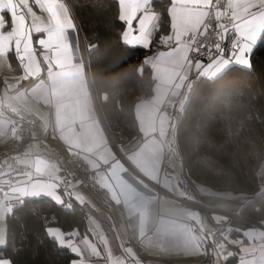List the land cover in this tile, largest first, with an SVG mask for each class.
<instances>
[{"label": "snow or ice", "instance_id": "snow-or-ice-1", "mask_svg": "<svg viewBox=\"0 0 264 264\" xmlns=\"http://www.w3.org/2000/svg\"><path fill=\"white\" fill-rule=\"evenodd\" d=\"M116 3V18L123 25L118 39L123 46L150 49L157 38L166 49L146 57L135 69L141 77L146 67L152 70V87L134 105L135 142L118 147L106 133L96 105L110 99L109 91L104 90L107 82L97 88V81L89 78L92 61H86L80 50L78 25L66 0H0V68H11L9 58L13 57L22 73L14 82L3 80L0 138L20 141L24 137L21 126L26 116L21 113L32 114V108L20 102L30 99L47 109L35 113L44 132L50 130L71 157L91 168L92 179L114 202L140 248L154 257L204 256L207 259L202 264H229L237 255L229 246L235 245L239 248L238 264H264V207L255 209V221L244 216L247 207L264 201V165L259 172V191L252 197L213 192L184 172L178 143L179 122L191 107L195 92L193 70L198 79L203 78L201 82L211 81L213 86L230 75L253 70V52L264 42V0H168L160 9L154 0ZM230 32L234 35L226 51L223 42ZM34 35L38 37L35 41ZM99 50L97 44H85L88 57ZM205 55L209 62L199 58ZM124 60L121 57L107 70L115 71ZM112 83L118 86V78ZM27 122L35 124L36 119ZM32 147L39 145H30L15 158L22 168L9 164L7 172H0V264H15L12 255L19 248L10 243L6 218H14L27 201L47 199L65 209L72 208L73 197L81 205L88 203L72 181L61 175L62 167L38 155L33 157ZM194 188L221 201L216 208L223 214L212 217L217 224L236 223L234 218H238L246 230L209 227L206 218L193 211L202 206ZM227 201L239 203L231 206ZM233 231L244 239H230ZM46 235L58 250L77 257L70 258L69 264H100V260L103 264H144L126 241L120 244V254L114 255L102 232L98 235L103 250L88 236L79 238L78 231L66 233L50 226Z\"/></svg>", "mask_w": 264, "mask_h": 264}, {"label": "trees", "instance_id": "trees-1", "mask_svg": "<svg viewBox=\"0 0 264 264\" xmlns=\"http://www.w3.org/2000/svg\"><path fill=\"white\" fill-rule=\"evenodd\" d=\"M68 2L77 19L84 46L86 43L99 45V52L92 57L86 53V60L92 61L89 77L97 81V88L101 82H107L104 90L109 91L110 99L107 103H97L101 118L114 139L125 143L137 134L135 102L152 87L150 67L145 68L142 77L135 71L149 49L129 48L120 43L118 38L123 25L116 18V0ZM167 3L168 0H154L157 9ZM156 43L157 38H154L150 49ZM121 57L125 60L115 71L107 70ZM10 62L18 67L13 57ZM252 63L251 72L243 70L240 74L230 75L216 86L211 81L201 82L203 78L197 79L191 107L179 122L178 129L186 174L215 190L248 196L259 191L262 182L259 172L264 163V42L258 43ZM113 78H118V86H113ZM224 83L229 86L222 88L220 85ZM70 202L72 208L65 209L47 199L27 201L15 212L14 218H6L10 243L19 248L12 255L15 264H69L71 253L58 250L47 237L46 228L56 225L64 231L76 229L81 234L87 231L84 205L73 199ZM261 207H264V201L257 200L247 207L244 216L258 219L255 209ZM234 219L237 222L232 224L242 228L238 218ZM41 242L43 246H40Z\"/></svg>", "mask_w": 264, "mask_h": 264}, {"label": "crops", "instance_id": "crops-1", "mask_svg": "<svg viewBox=\"0 0 264 264\" xmlns=\"http://www.w3.org/2000/svg\"><path fill=\"white\" fill-rule=\"evenodd\" d=\"M66 2L69 4L68 0ZM70 5V4H69ZM71 7V6H70ZM38 14L39 9H35ZM72 14L75 18V22L78 25L77 19L73 13ZM7 30V29H6ZM78 30H79V37H80V50L82 53H84V57L86 60V52H85V46L83 44L82 36H81V31L78 25ZM38 38L37 36L34 35V41L35 39ZM38 47V46H37ZM166 50L164 49L158 42L154 45L152 49H149L146 51L144 58L150 57L155 55L158 51H163ZM10 59V58H9ZM87 61V60H86ZM209 62V61H207ZM151 69V68H150ZM89 72V69H88ZM21 71L18 70V67H15L12 65L11 68H0V94H2V89H3V80L8 79L10 82H14V77H17L21 75ZM151 76H152V70H151ZM90 78V77H89ZM191 79L195 82L198 78L196 74L193 72L191 75ZM27 86V82H22ZM25 103L28 104L30 108H32V114H29L27 112H22V115H25L26 117L33 119H36V123L34 124V131L33 134H35V140L30 145H39V147H32L31 152L33 157L35 156H40L42 159L48 160L50 163H58L62 167V172L61 175L67 177L69 180L72 181V184L74 185V189L76 192H79L81 195L84 196V198L88 201L87 204L84 205L86 211H87V231L84 233H80L79 238H83L84 236H88L89 240L92 243H96L98 247L103 250V245L99 243V235L98 233H103L105 238L108 241V246L112 249L114 255H119L121 252L120 249V244L122 241H126L127 244L126 246H131L133 247L134 251H137L138 256L143 260L144 264H155L156 261H162V264H171V263H176V264H202L203 261H205L207 258L204 256H165V257H154L150 255L146 250L140 248L137 244V241L132 237V232L130 228H127L126 226V221L124 218L121 217L120 212L116 209L114 202H110L108 197H105L103 194L99 192H93V191H88L82 188L77 179L75 178L74 174V169L71 164H69L66 160L65 153H66V146L63 144L62 141L58 139H54L53 136L51 135V131L49 130L48 133H45L43 128H42V122L36 118L35 113L41 112V113H46L47 109L36 105L34 101H31L30 99L28 101H21L20 104L23 106ZM97 107V105H96ZM98 109V108H97ZM99 113V110H98ZM135 114V112H134ZM9 115H11L9 113ZM99 116L101 117L100 113ZM13 118H17L14 117ZM22 127V126H21ZM104 127L106 129L107 135L111 138L112 140V135L107 129V127L104 124ZM43 134H48L50 137V142L48 143H41L40 137ZM137 138V134L132 135L125 143H119L116 140V144L119 147L121 144H124L126 146H131L132 143L135 142ZM17 140H15L12 137L8 138H0V150L1 149H6L12 146ZM30 145H28L23 152L19 153L16 155L22 156V154L26 151L29 150ZM21 165V164H20ZM23 166V165H22ZM191 182V181H190ZM198 183V182H197ZM201 186L210 189L213 192H232V191H218L213 189L210 186L198 183ZM72 190V189H69ZM233 195H240L241 193L237 192H232ZM193 194L197 200H200L201 202V207H195L193 208V211H198L201 216L205 217L208 223V226L215 229L218 226H221L225 229L227 228H240L239 226L233 225L232 223H225L223 225L217 224L212 217L214 215L218 214H223L222 210L216 208V205L218 203H221V201H217L214 199H211L207 196H204L201 194L198 190L195 188L193 189ZM252 197V196H249ZM64 199L67 201L69 200V197L65 196ZM75 200V198H71ZM76 201V200H75ZM78 202V201H77ZM79 203V202H78ZM225 203H228L231 206L237 205L239 202L238 201H227ZM186 206H191L190 204H186ZM255 221V220H253ZM51 227H58L56 225H50ZM48 226V227H50ZM115 226V229L113 228ZM60 228V227H59ZM95 229V231H93ZM64 231L63 229H61ZM245 228H240V232L242 233ZM72 231H77L76 229H72L69 231H64V232H72ZM117 231L120 232V238H117ZM78 238V239H79ZM230 239H244L242 235L238 232L233 231L230 234ZM229 250L233 251L236 253V257L233 259L232 264H238V256H239V248L235 245H230ZM71 259H76L72 253ZM85 255H88V253H85ZM99 258L93 259L94 261ZM100 264H103V261L100 260ZM209 264H211V261H209Z\"/></svg>", "mask_w": 264, "mask_h": 264}, {"label": "built area", "instance_id": "built-area-1", "mask_svg": "<svg viewBox=\"0 0 264 264\" xmlns=\"http://www.w3.org/2000/svg\"><path fill=\"white\" fill-rule=\"evenodd\" d=\"M233 33H228V37L224 40L223 42V47L225 48L226 51L230 49L231 46V39L233 37ZM201 58H205L208 60V57L205 56H200ZM32 120L29 117H26L25 123L22 125V129L24 130V137L20 141H16L12 146L6 149H1L0 150V172H7L8 171V165L11 164L14 168H22L23 166L18 164L16 162V155L23 152L24 149L30 145L33 142L32 139V134L34 131V124H29L27 121ZM50 137L48 134H43L40 137V141L43 143H48L50 142ZM112 141H115L114 137L112 136ZM66 160L69 164L72 165L74 169V174L75 178L77 181H79V185L84 188L85 190L88 191H93V192H99L103 194L105 197L106 191L98 184L95 183V181L92 179L94 173L92 172L91 168L82 160H78L75 157H71L67 151L65 153ZM190 182V181H189ZM163 191V190H162ZM179 199V198H178ZM216 228H221V226H218ZM215 228V229H216ZM96 259V258H92ZM171 264H176V263H171Z\"/></svg>", "mask_w": 264, "mask_h": 264}, {"label": "water", "instance_id": "water-1", "mask_svg": "<svg viewBox=\"0 0 264 264\" xmlns=\"http://www.w3.org/2000/svg\"><path fill=\"white\" fill-rule=\"evenodd\" d=\"M200 59H202V60H204L205 62H207L208 60L207 59H205V58H201V57H199ZM193 72L195 73V71L193 70Z\"/></svg>", "mask_w": 264, "mask_h": 264}, {"label": "rangeland", "instance_id": "rangeland-1", "mask_svg": "<svg viewBox=\"0 0 264 264\" xmlns=\"http://www.w3.org/2000/svg\"><path fill=\"white\" fill-rule=\"evenodd\" d=\"M263 165H264V163H263Z\"/></svg>", "mask_w": 264, "mask_h": 264}]
</instances>
